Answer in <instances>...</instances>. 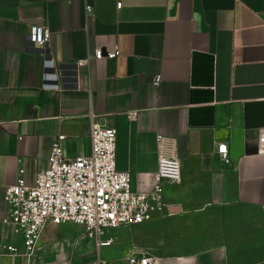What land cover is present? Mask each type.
I'll list each match as a JSON object with an SVG mask.
<instances>
[{
    "label": "crops",
    "instance_id": "obj_1",
    "mask_svg": "<svg viewBox=\"0 0 264 264\" xmlns=\"http://www.w3.org/2000/svg\"><path fill=\"white\" fill-rule=\"evenodd\" d=\"M44 25L55 71L27 39ZM97 50L121 55L75 68ZM91 110L116 130L133 192L154 191L158 136L176 140L182 181L164 185L163 214L105 231L109 247L48 224L28 260L3 225L5 189L34 186L58 136L68 160L90 156ZM261 130L264 0H0V264H264Z\"/></svg>",
    "mask_w": 264,
    "mask_h": 264
},
{
    "label": "built area",
    "instance_id": "obj_2",
    "mask_svg": "<svg viewBox=\"0 0 264 264\" xmlns=\"http://www.w3.org/2000/svg\"><path fill=\"white\" fill-rule=\"evenodd\" d=\"M121 6L118 4L117 8L121 9ZM86 11L91 14L92 8L87 6ZM27 39L33 45L32 51L45 58L44 71L48 65L55 71L49 48L51 33L47 26L31 27ZM120 55L119 51L104 55L103 51L97 50L74 66L78 70L92 60H115ZM74 90L80 91V84L77 83ZM88 118L91 121L90 156L68 160L63 147L66 137L58 136L47 168L37 175L35 185L28 186L20 178L14 186L5 189L4 204L8 216L3 225L21 239L23 255L28 260L34 258L48 224L81 226L85 236L93 240L98 249L109 247L112 242L102 238L105 231L143 225L152 221L154 216L163 214L166 209L162 202L164 185H178L182 181L176 140L158 136L154 191L151 194L133 192L130 175L118 171L116 166V130L92 110ZM216 153L224 165L231 164L226 144H219ZM257 154L264 155V130L259 131ZM3 249L9 255L19 253L14 242L4 245ZM128 261L129 264L152 263L142 252L130 255Z\"/></svg>",
    "mask_w": 264,
    "mask_h": 264
}]
</instances>
